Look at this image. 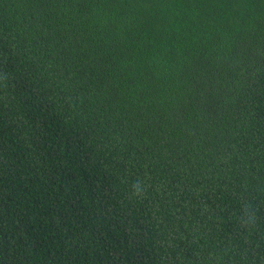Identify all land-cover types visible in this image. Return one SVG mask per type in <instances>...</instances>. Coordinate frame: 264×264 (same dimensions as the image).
I'll return each instance as SVG.
<instances>
[{
  "label": "trees",
  "instance_id": "16d2710c",
  "mask_svg": "<svg viewBox=\"0 0 264 264\" xmlns=\"http://www.w3.org/2000/svg\"><path fill=\"white\" fill-rule=\"evenodd\" d=\"M0 264H264V0H0Z\"/></svg>",
  "mask_w": 264,
  "mask_h": 264
},
{
  "label": "clouds",
  "instance_id": "9594fccd",
  "mask_svg": "<svg viewBox=\"0 0 264 264\" xmlns=\"http://www.w3.org/2000/svg\"><path fill=\"white\" fill-rule=\"evenodd\" d=\"M135 194L139 195L143 191V188L139 182L134 185ZM242 220L245 224H254L256 221V216L254 210L250 205H244Z\"/></svg>",
  "mask_w": 264,
  "mask_h": 264
}]
</instances>
